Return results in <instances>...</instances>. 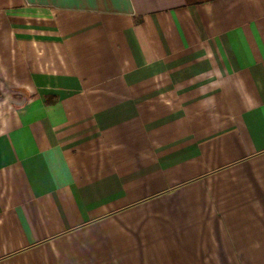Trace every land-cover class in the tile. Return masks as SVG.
<instances>
[{"label":"crops","instance_id":"1","mask_svg":"<svg viewBox=\"0 0 264 264\" xmlns=\"http://www.w3.org/2000/svg\"><path fill=\"white\" fill-rule=\"evenodd\" d=\"M0 264H264V0H0Z\"/></svg>","mask_w":264,"mask_h":264}]
</instances>
